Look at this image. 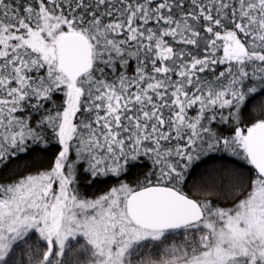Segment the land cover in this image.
<instances>
[{
	"label": "snow or ice",
	"instance_id": "6c2138e0",
	"mask_svg": "<svg viewBox=\"0 0 264 264\" xmlns=\"http://www.w3.org/2000/svg\"><path fill=\"white\" fill-rule=\"evenodd\" d=\"M0 264H264V0H0Z\"/></svg>",
	"mask_w": 264,
	"mask_h": 264
}]
</instances>
